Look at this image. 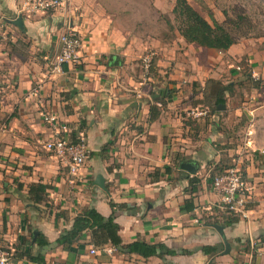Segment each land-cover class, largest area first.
I'll use <instances>...</instances> for the list:
<instances>
[{
  "label": "crops",
  "instance_id": "0c3cea01",
  "mask_svg": "<svg viewBox=\"0 0 264 264\" xmlns=\"http://www.w3.org/2000/svg\"><path fill=\"white\" fill-rule=\"evenodd\" d=\"M175 1L67 0L53 10L24 13L23 0H0V247L20 244L19 252L40 253L46 264H264V95L256 90L234 106L232 117L247 124L238 144L233 143L236 124L232 130L212 125L210 131V124L182 117L191 103L204 104L193 82L205 89L208 79L218 80L215 75L225 71V62L242 54H235L238 44L218 51L186 42L176 28L161 35L148 32V11L170 14ZM188 2L203 16L205 6L218 20L213 0ZM17 18L20 26L13 22ZM66 23L81 36V57L54 74L51 64ZM150 45L157 54L147 76L137 60ZM247 62L255 79L258 55ZM221 83L230 85L225 97L232 98L238 84ZM152 105L158 115L148 121ZM46 110L85 135L89 155L75 175L41 146L52 136L41 119ZM221 158L238 167L251 185L246 217L229 226L217 223L230 243L225 254L223 237L203 219L218 203L207 163ZM184 161L194 163V173L180 167ZM97 174L105 188L94 184ZM187 175L200 178L191 211L182 208L190 197ZM31 183L46 186L38 207L28 191ZM86 207L104 216L113 213L124 244L162 242L177 254L143 258L111 245L97 247L89 232L70 247L55 244ZM39 234L50 244L38 245ZM203 245L221 251L210 258L199 250ZM182 249L194 251L179 253ZM14 260L32 264L25 257Z\"/></svg>",
  "mask_w": 264,
  "mask_h": 264
},
{
  "label": "trees",
  "instance_id": "16d2710c",
  "mask_svg": "<svg viewBox=\"0 0 264 264\" xmlns=\"http://www.w3.org/2000/svg\"><path fill=\"white\" fill-rule=\"evenodd\" d=\"M175 20L177 21V26L175 27L179 34L184 38L186 42L196 43L197 45L215 49L218 51H226L233 44H236L238 39L235 32V28L239 29L241 23H243L244 16L238 14L235 19H231L227 24V15L225 14V19L220 22L216 20L213 15L209 13V19L205 18L200 12H198L188 0H176L174 7L172 9ZM225 21V22H224ZM172 28V26H171ZM173 29V28H172ZM240 36H245L244 32L239 34ZM155 62V56H153L150 70L147 76H151L153 73V65ZM239 66L242 69L241 74L245 76L246 79H252L251 67L247 61L243 58L239 61ZM206 94L203 96L202 103L209 104L212 107V111L216 112L219 104L226 105L227 98L225 94L230 91L229 84H222L221 81L215 79H208L206 82ZM158 115V110L154 105L150 106V114L148 121H153ZM234 166L232 162H229L225 158H221L216 162L207 163L208 169V180L211 183L212 178L215 175L221 174L225 169ZM169 168L166 167V170ZM188 186L185 191L190 194V197L185 199L183 204V209L191 211L194 208L193 204V194L199 189L200 178L197 175L188 176ZM29 194L33 199V205L38 207L46 197V186L41 183H31L28 186ZM113 203L110 202V206L113 207ZM215 213V214H214ZM221 217V221L217 218ZM203 219L209 224L221 223L225 226L232 225L240 219V216L229 211H221L218 204L215 205L214 211L209 215L203 216ZM89 232L90 242L97 247H103L105 245H111L115 247L122 253H135L143 258H148L151 256L164 257L166 255H176L178 251L172 249L162 242L158 243H148L143 240H135L124 244L119 235V225L115 221L113 213L104 216L98 212L94 207H86L81 210L72 220L70 228L63 230L58 238L55 240L57 245L71 246L73 243L78 242L83 235ZM35 242L38 245H49L48 240L42 236L38 235ZM20 244L13 248V256L25 257L32 264H46L44 256L40 253L32 254L30 249L19 252ZM205 255L212 258L216 253L221 251L217 245H203L199 247ZM194 250L182 249L179 253L191 254ZM19 252V253H18Z\"/></svg>",
  "mask_w": 264,
  "mask_h": 264
},
{
  "label": "rangeland",
  "instance_id": "374dc122",
  "mask_svg": "<svg viewBox=\"0 0 264 264\" xmlns=\"http://www.w3.org/2000/svg\"><path fill=\"white\" fill-rule=\"evenodd\" d=\"M213 1H214V8L216 10L214 12H217V19L220 22L225 19V14H224L225 12L227 15V21H226L227 24L229 23L231 19H235L238 14L244 16L245 20L243 21V23H241L240 28L239 29L235 28L234 29L235 32H233L238 39L236 43L238 44L237 45L238 50H237V53L235 54H242L240 58H243L244 61H247L249 56L258 55L259 61L261 62L259 65L260 73L256 71L257 75L256 77L254 76L255 79L248 80L241 73L240 75L236 76L237 74L236 72L242 71L241 68L240 69H238V67L235 68L236 65L240 64L239 57L237 59L233 58L231 60L232 63L225 62L224 63L225 71L219 70L220 76L217 77V75H215L216 78H218V81L222 80L227 83L232 80L234 81V84H238L236 85V88L234 89V91H232V95H233L232 98L230 99L227 98L225 108L217 109L216 112H214L212 111V107L209 106V104L204 103L203 105L201 104L195 107L191 103L192 107L188 108L186 112L182 111V117L195 120L193 121L194 123H196L197 119H200L202 120L200 126H203V124L206 122L208 126L209 124L211 126L209 128L210 131L213 129V126H215L217 129L218 128L219 129L230 128V130H232L233 129L232 126L236 124L235 131L237 135L234 138L233 143L238 144L242 141L241 139L244 137V132L247 131V124L244 120L242 121L236 120L234 117H232L233 111H235L234 106L238 103V101L243 100L246 96L249 97L252 93L256 94L257 93L256 90L260 92L261 96L264 95V69H263L264 68V0H213ZM145 4L148 5V0H146ZM153 12H154V9H152L151 11H148L149 15L151 16V19H149L148 22L149 23L153 22L151 25L147 23L148 32H152L153 35L154 34L161 35L162 32H166L167 29L168 31L170 29L172 30V28L173 30L175 29V27L177 26V21L175 20L172 12H169L170 14L161 13L159 15ZM202 12L204 13V16L207 19H209L208 9L205 6L204 7L202 6ZM214 14H213V17L215 16ZM241 32H244L245 36H240L239 34H241ZM155 50L156 49L153 46L151 47L150 45L149 47L145 48L144 52L141 54V57H143L146 54L156 57L157 53ZM211 54H218V53H216V51H212ZM137 61L139 65H141L142 71L145 74L142 58H140ZM166 65L167 63L164 64V66ZM168 66L166 69L167 71H169ZM158 69H160V67H158ZM193 83L194 84L192 85V87H193V91L195 92V94H198L199 92L202 91L203 96H205L204 94L208 92V91L206 92V90H208L206 87L209 84L206 86L207 84L206 83L204 87L205 89L201 90L200 86L196 82H193ZM195 100L199 101V99H195ZM196 101H194L193 103H195ZM227 105H228V109H227ZM204 108L207 109V110L205 109L207 113L204 115H199L198 114L199 110H202ZM226 109L227 111H225ZM242 116L244 118V115ZM203 132L207 134L208 127L206 128V130H203ZM186 135L187 134L184 133V136ZM188 137L190 136L187 135V139ZM183 140H186V139H183ZM183 140L180 139L178 140V142L182 144H186V145L189 144L188 141H183ZM181 145H179V147ZM41 146L43 147V144ZM43 150H44V147H43Z\"/></svg>",
  "mask_w": 264,
  "mask_h": 264
},
{
  "label": "built area",
  "instance_id": "2783aa9c",
  "mask_svg": "<svg viewBox=\"0 0 264 264\" xmlns=\"http://www.w3.org/2000/svg\"><path fill=\"white\" fill-rule=\"evenodd\" d=\"M67 0H23L20 10L24 13L49 11L56 9ZM83 41L78 31L66 23L59 35L58 52L51 64V72L60 74L64 64L77 63L81 57ZM153 56L146 54L142 57L145 74L150 70ZM239 69V67H238ZM206 108L199 110V115L207 113ZM41 119L52 131L49 140L43 141L44 148L57 157L75 175L84 165L89 155L87 140L83 132L66 120L49 110L42 112ZM211 186L218 196V207L221 211L233 212L240 217H246L247 202L251 193V185L242 171L235 166L225 169L221 174L212 178ZM13 248L0 247V264H15ZM95 248L90 249L95 253ZM109 252L111 249L108 250Z\"/></svg>",
  "mask_w": 264,
  "mask_h": 264
},
{
  "label": "water",
  "instance_id": "95a60500",
  "mask_svg": "<svg viewBox=\"0 0 264 264\" xmlns=\"http://www.w3.org/2000/svg\"><path fill=\"white\" fill-rule=\"evenodd\" d=\"M21 21H22L21 18H17V19H15L13 22H14V24H17L18 26H20V25H21V24H20ZM112 59H113V61H114V64H117V63H118V57H115V58H112ZM217 108H218V109H224L225 106H224V104H219ZM180 167H181L182 169H184V170L190 172V173H194L195 170H196V167H195L194 163H193V162H190V161H184V162L180 163ZM94 184L98 185V186L101 187V188H105V186H104V178H103V176H102L101 174H97V175L95 176ZM212 226H213V227L219 232V234L223 237V241H224V246H225V248H224V250L222 251V253L225 254V253L229 252V251H230V243H229V242L226 240V238L224 237V231H223L224 226L221 225V224H213ZM33 233H34V235H36V230H34Z\"/></svg>",
  "mask_w": 264,
  "mask_h": 264
}]
</instances>
